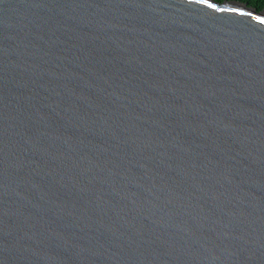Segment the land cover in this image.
Segmentation results:
<instances>
[{
    "label": "water",
    "instance_id": "1",
    "mask_svg": "<svg viewBox=\"0 0 264 264\" xmlns=\"http://www.w3.org/2000/svg\"><path fill=\"white\" fill-rule=\"evenodd\" d=\"M0 264H264V9L0 0Z\"/></svg>",
    "mask_w": 264,
    "mask_h": 264
},
{
    "label": "trees",
    "instance_id": "2",
    "mask_svg": "<svg viewBox=\"0 0 264 264\" xmlns=\"http://www.w3.org/2000/svg\"><path fill=\"white\" fill-rule=\"evenodd\" d=\"M217 1L222 2L224 0H217ZM235 1L246 3L247 5L252 6L257 10L264 9V0H235Z\"/></svg>",
    "mask_w": 264,
    "mask_h": 264
},
{
    "label": "rangeland",
    "instance_id": "3",
    "mask_svg": "<svg viewBox=\"0 0 264 264\" xmlns=\"http://www.w3.org/2000/svg\"><path fill=\"white\" fill-rule=\"evenodd\" d=\"M224 1H226V0H224Z\"/></svg>",
    "mask_w": 264,
    "mask_h": 264
}]
</instances>
